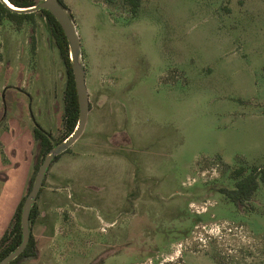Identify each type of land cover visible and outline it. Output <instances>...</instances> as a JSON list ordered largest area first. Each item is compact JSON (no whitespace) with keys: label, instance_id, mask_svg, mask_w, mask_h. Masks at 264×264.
<instances>
[{"label":"rangeland","instance_id":"374dc122","mask_svg":"<svg viewBox=\"0 0 264 264\" xmlns=\"http://www.w3.org/2000/svg\"><path fill=\"white\" fill-rule=\"evenodd\" d=\"M66 2L88 121L46 172L37 255L18 264H264V185L251 209L218 191L230 167L264 166V0ZM64 83L47 20L4 18L0 236L27 194L33 127L65 133Z\"/></svg>","mask_w":264,"mask_h":264},{"label":"trees","instance_id":"16d2710c","mask_svg":"<svg viewBox=\"0 0 264 264\" xmlns=\"http://www.w3.org/2000/svg\"><path fill=\"white\" fill-rule=\"evenodd\" d=\"M8 1L16 7H31L37 5L42 0ZM58 1L62 5V7L65 8L70 14L69 8L67 7L64 0ZM122 1L125 4L129 5V9L132 13H136L139 6V0ZM36 15L43 16L47 20L52 37L55 41L56 47L65 68V83L63 88V123L65 127V133L59 141L55 142L51 134L41 126L38 125L33 127V137L36 144V154L33 162V174L29 179L27 192L31 187L35 173L45 155L51 150L54 144L62 142L74 131L79 117V105L71 69L68 42L58 21L46 9H39L30 13H19L8 8L0 1V23L4 18H6L14 22L17 27H20L24 21L33 22ZM68 149L69 148H67L63 152L68 151ZM60 154H57L54 157L53 161H55L60 156ZM229 177L234 180L233 186H223L218 188V191L228 201L235 204L239 209L253 208L250 202L254 197L259 185H264V166H248L245 164V162L238 163V165L230 167ZM25 196L26 195H24L17 204L12 215V220L9 227L0 236V259L10 251H12L21 241L20 213ZM38 215L39 208L37 203L35 202L30 211L29 222L32 223ZM36 244L37 243L35 237L30 231V237L27 246L16 258H14L8 264H18L20 261L26 258L35 257L37 255Z\"/></svg>","mask_w":264,"mask_h":264},{"label":"water","instance_id":"95a60500","mask_svg":"<svg viewBox=\"0 0 264 264\" xmlns=\"http://www.w3.org/2000/svg\"><path fill=\"white\" fill-rule=\"evenodd\" d=\"M8 8L19 13H30L39 9L48 10L60 24L69 47L71 69L73 73L75 89L77 93L79 105V117L74 131L62 142L56 143L51 150L45 155L39 165L31 187L27 192L23 201L20 213L21 226V241L20 243L3 258L0 259V264H8L16 258L27 246L30 237V211L38 196L39 190L43 186L45 174L57 154L62 153L70 147L83 133L89 114V98L85 83V69L81 59V44L80 38L75 26V23L69 12L62 7L58 0H42L37 5L31 7H16L8 0H0ZM36 126H38L36 124Z\"/></svg>","mask_w":264,"mask_h":264},{"label":"crops","instance_id":"0c3cea01","mask_svg":"<svg viewBox=\"0 0 264 264\" xmlns=\"http://www.w3.org/2000/svg\"><path fill=\"white\" fill-rule=\"evenodd\" d=\"M64 1H65V3H67L66 0H64ZM87 121H88V120H87ZM86 124H87V123H86ZM85 127H86V126H85ZM84 130H85V129H84ZM83 132H84V131H83ZM77 140H78V139H77ZM77 140H76V141H77ZM76 141H75V142H76ZM75 142H74V143H75ZM73 161H74V160H73ZM79 161H81V160H79ZM79 164H80V162H79ZM72 165H73V164H72ZM69 180H71V179H69ZM45 181H46V177H45ZM53 186H54L53 184H44V186L42 187V190H44L45 188H53ZM65 187L68 188L66 185H65ZM42 190L40 191V193H39V195H38V197H37V199H36V203H37L38 208H39V215L41 214V210H40V207H41V206H39V203H38L37 201H38V198H40V196H41ZM18 203H19V202H18ZM18 203H17V204H18ZM16 206H17V205H16ZM15 208H16V207H15ZM14 210H15V209H14ZM39 215H38V217H37L34 221H36V220L39 218ZM34 221H33V222H34ZM2 234H3V233H2ZM2 234H1V235H2Z\"/></svg>","mask_w":264,"mask_h":264},{"label":"flooded vegetation","instance_id":"af4514ba","mask_svg":"<svg viewBox=\"0 0 264 264\" xmlns=\"http://www.w3.org/2000/svg\"><path fill=\"white\" fill-rule=\"evenodd\" d=\"M37 125H38V124H37ZM35 126H36V124H35ZM45 176H46V174H45ZM44 179H45V177H44ZM43 181H44V180H43ZM44 184H45V181L43 182V186H44ZM43 186H42V187H43ZM42 187H41V189L39 190V193H40V191L42 190ZM39 193H38V195H39ZM37 197H38V196H37ZM36 199H37V198H36ZM35 202H36V200H35ZM37 217H38V216H37ZM37 217H36V218H37ZM36 218H35V219H36ZM32 223H33V222H32ZM30 231H31V229H30ZM35 240H36V239H35Z\"/></svg>","mask_w":264,"mask_h":264}]
</instances>
